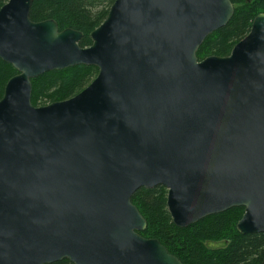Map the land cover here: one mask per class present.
<instances>
[{
  "label": "water",
  "instance_id": "95a60500",
  "mask_svg": "<svg viewBox=\"0 0 264 264\" xmlns=\"http://www.w3.org/2000/svg\"><path fill=\"white\" fill-rule=\"evenodd\" d=\"M33 0L0 7V264H183L132 203L167 189L174 225L242 207L264 233V13L227 56L197 57L232 18L231 0H113L80 30L32 21ZM97 68L74 96L31 102V80Z\"/></svg>",
  "mask_w": 264,
  "mask_h": 264
},
{
  "label": "trees",
  "instance_id": "16d2710c",
  "mask_svg": "<svg viewBox=\"0 0 264 264\" xmlns=\"http://www.w3.org/2000/svg\"><path fill=\"white\" fill-rule=\"evenodd\" d=\"M7 0H0V7ZM113 0H33L29 9L32 21L52 18L58 29L72 28L83 33L80 46H88L89 33L106 17ZM234 13L229 22L209 34L197 50V57L227 56L233 46L250 30L258 13H264V0H231ZM17 71L0 59V98L7 80ZM97 68L76 65L51 70L31 80V102L43 106L68 99L96 76ZM167 189L163 186L141 187L131 196L132 203L146 220L139 232L145 238H156L169 253L183 264H264V233L241 234L236 222L243 214L242 207H232L206 216L195 224L177 227L167 211ZM211 246V243H220ZM53 264H72L62 259Z\"/></svg>",
  "mask_w": 264,
  "mask_h": 264
},
{
  "label": "rangeland",
  "instance_id": "374dc122",
  "mask_svg": "<svg viewBox=\"0 0 264 264\" xmlns=\"http://www.w3.org/2000/svg\"><path fill=\"white\" fill-rule=\"evenodd\" d=\"M221 244V242L220 243H211V246H219Z\"/></svg>",
  "mask_w": 264,
  "mask_h": 264
}]
</instances>
